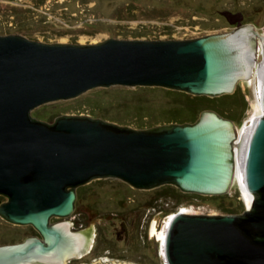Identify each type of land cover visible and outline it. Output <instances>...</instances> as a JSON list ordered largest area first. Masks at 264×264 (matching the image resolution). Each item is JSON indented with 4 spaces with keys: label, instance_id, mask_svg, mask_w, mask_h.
Returning a JSON list of instances; mask_svg holds the SVG:
<instances>
[{
    "label": "water",
    "instance_id": "1",
    "mask_svg": "<svg viewBox=\"0 0 264 264\" xmlns=\"http://www.w3.org/2000/svg\"><path fill=\"white\" fill-rule=\"evenodd\" d=\"M220 13L237 27L185 39L50 43L0 34V216L37 231L0 244V264H66L84 255L89 236L72 229L67 217L76 188L93 179L118 178L138 189L172 184L203 195L228 192L237 133L233 120L215 110L201 111L194 122L146 128L72 114L47 122L31 114L42 104L114 85L234 92L251 74L258 33L242 23L241 11ZM261 104L264 109V87ZM243 177L252 194L243 212L172 215L165 264H264V113L249 136Z\"/></svg>",
    "mask_w": 264,
    "mask_h": 264
},
{
    "label": "rangeland",
    "instance_id": "2",
    "mask_svg": "<svg viewBox=\"0 0 264 264\" xmlns=\"http://www.w3.org/2000/svg\"><path fill=\"white\" fill-rule=\"evenodd\" d=\"M225 9L241 11L242 23L252 25L258 33L259 42L253 71L248 78L237 82L244 93L246 109L242 118L238 115L236 121H233L236 141L245 122L253 116L260 98L259 79L255 72L264 57L261 42L264 38V0H0V34L16 33L50 43H96L109 37L185 39L235 29L236 24L229 23L220 13ZM122 86L96 87L74 98L42 104L34 108L31 114L47 122L63 114L93 116L91 110L98 107V102H112L119 98L117 92L136 91L137 88ZM146 93L156 110L172 105L171 99L161 90H149ZM110 109L109 114L114 115V108ZM104 119L139 128L131 122ZM144 119L147 122L141 128L150 127V118L147 116ZM158 124L163 122L154 125ZM164 187L138 189L111 177L93 179L78 186L76 191L80 194L69 218L75 221L77 231L90 230L94 242L87 254L74 261H81L78 264H145L154 258L155 263L147 264H162L163 259L159 253L160 233L158 239L148 241L146 226L152 214L165 222L172 214L166 213L172 209L173 199L158 196ZM226 193L227 201L223 206L235 209L230 213H241L248 207L241 198L235 178ZM4 200L5 197L0 195V202ZM216 202L208 198V195L197 199L190 196L182 207L192 213H229ZM59 219L52 217L51 221ZM35 234L37 231L31 225L13 224L0 216V244L19 242Z\"/></svg>",
    "mask_w": 264,
    "mask_h": 264
},
{
    "label": "trees",
    "instance_id": "3",
    "mask_svg": "<svg viewBox=\"0 0 264 264\" xmlns=\"http://www.w3.org/2000/svg\"><path fill=\"white\" fill-rule=\"evenodd\" d=\"M122 88L125 87L122 86ZM149 90H161L164 95L171 99L172 105L168 108L156 110L155 105L148 100V93H146V91ZM117 93L120 95L118 96L119 98L113 100L114 102H98V107L95 110H91L92 115L109 118L121 123L131 122L134 123L136 127L141 128L146 125L147 121L144 118L147 116L152 121L149 124L151 126L157 122H194L199 117L201 111L212 109L236 121L238 115L242 118L246 109L244 93L241 91L239 85L236 86L234 92L219 96L193 95L184 91L158 86H137L136 91L124 90V92ZM110 107L114 108L116 112L114 115L109 114L111 111ZM97 111L101 112L97 113ZM163 186L165 187L158 193V196L173 199V207L166 214L176 212L190 196L196 199L198 197L207 196L200 193L184 192L172 184ZM79 194L80 193L77 191V197ZM226 197L227 193L208 195V198L217 200V205L223 207L226 212H233L235 209L223 206L224 202L227 201ZM183 199H185V201H183Z\"/></svg>",
    "mask_w": 264,
    "mask_h": 264
},
{
    "label": "bare ground",
    "instance_id": "4",
    "mask_svg": "<svg viewBox=\"0 0 264 264\" xmlns=\"http://www.w3.org/2000/svg\"><path fill=\"white\" fill-rule=\"evenodd\" d=\"M262 42V48H263V55L264 56V38H262L261 40ZM263 60L258 63L259 65L257 66V72L256 75L259 79V87H260V98L258 97V101L255 105V111L253 113V116L251 117L250 120H248L247 122H245V126L244 128L239 132L238 138L234 143V152H235V180L238 183V186L240 188V195L241 198L245 200L246 204L249 206L251 204L252 201V194L248 191L245 183H244V177H243V164H244V157H245V151H246V147H247V143L249 140V136L250 133L253 129L254 123L256 121V119L264 113V109L263 106L261 104V96H262V92H263V87H264V57L262 58ZM256 61V60H255ZM255 61L253 64H255ZM252 71H253V67H252ZM256 77V76H255ZM256 77V78H257ZM181 211H185L184 209H182ZM172 216H170L166 222L164 221V225L163 228L160 232V238H161V242H160V256L161 259H163L162 264H165L164 262V252H163V241H164V234L167 228V222L168 220L171 218ZM102 264H106L105 262H103ZM113 264H134V263H127V262H114Z\"/></svg>",
    "mask_w": 264,
    "mask_h": 264
},
{
    "label": "flooded vegetation",
    "instance_id": "5",
    "mask_svg": "<svg viewBox=\"0 0 264 264\" xmlns=\"http://www.w3.org/2000/svg\"><path fill=\"white\" fill-rule=\"evenodd\" d=\"M160 212V211H159ZM159 212H157V214H159ZM62 218H60L59 220H61ZM67 219H70L69 217H67ZM148 221V224L146 226V238L148 241H151L153 239H158L159 238V233L161 232V229L163 228L162 226V223L164 222L162 219L158 220L156 215L152 214L150 216V219L147 220ZM163 221V222H162ZM70 222H71V227L72 229L76 230L77 229V226L74 225L75 221L74 220H71L70 219ZM85 232L88 234L89 236V239H90V247L88 249V251L85 253L87 254L91 247L93 246V242H94V235L92 237V234L90 232V230H85ZM84 254V255H85ZM83 256V255H82ZM81 257V256H80ZM80 257L78 258H73L69 261L66 262V264H78L79 262L81 261H78V262H75L74 260L75 259H79ZM149 263H155V259L154 258H151L150 260H148ZM148 262H144L145 264H147Z\"/></svg>",
    "mask_w": 264,
    "mask_h": 264
},
{
    "label": "built area",
    "instance_id": "6",
    "mask_svg": "<svg viewBox=\"0 0 264 264\" xmlns=\"http://www.w3.org/2000/svg\"><path fill=\"white\" fill-rule=\"evenodd\" d=\"M182 209H184L182 206H180L179 208H178V210H182ZM177 210V211H178ZM185 210V209H184ZM186 211V210H185ZM187 212V211H186ZM175 212H173L170 216H172L173 214H174Z\"/></svg>",
    "mask_w": 264,
    "mask_h": 264
}]
</instances>
